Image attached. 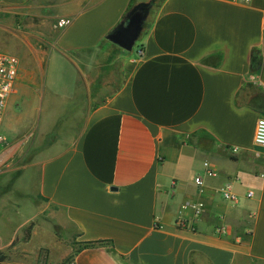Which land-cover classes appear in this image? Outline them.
Returning a JSON list of instances; mask_svg holds the SVG:
<instances>
[{"label":"crops","instance_id":"obj_1","mask_svg":"<svg viewBox=\"0 0 264 264\" xmlns=\"http://www.w3.org/2000/svg\"><path fill=\"white\" fill-rule=\"evenodd\" d=\"M30 1L0 0V11ZM140 1L151 0H68L75 7L49 23V50L25 34L3 45L20 68L3 114L0 178L13 171L53 233L38 243L35 227L20 233L31 217L1 224L0 264H57L86 241L108 243L81 249L72 264H264V149L253 142L264 117V0H161L113 92L116 62L99 60L98 47ZM47 83V104L66 99L79 124L61 147L19 162L29 135L19 134V112ZM227 181L232 203L221 197ZM187 201L204 206L199 216L184 209L181 226Z\"/></svg>","mask_w":264,"mask_h":264},{"label":"rangeland","instance_id":"obj_2","mask_svg":"<svg viewBox=\"0 0 264 264\" xmlns=\"http://www.w3.org/2000/svg\"><path fill=\"white\" fill-rule=\"evenodd\" d=\"M68 0H31L28 2L26 8L17 7L14 11L16 14H6L0 11V51L8 52L20 58L13 50H7L3 45H9L8 48H13L17 44L22 34L28 36L32 43L36 42L37 47L40 49L49 50L50 40L55 36V28L52 27V20L56 15H64L68 9L75 7V3L67 2ZM161 0H151L152 7H156ZM42 6L44 7L42 10ZM151 7V8H152ZM38 13L42 16H36ZM53 15V16H52ZM47 17V20H42ZM57 20V18H55ZM144 28V26H143ZM143 31V30H142ZM48 38V43L43 40H39L34 37L36 34L42 35ZM142 33V32H141ZM140 36L135 42L131 51H125L119 46L112 44L109 41L103 40L100 44V57L99 60H106L112 62L115 60L125 62L133 56H136L137 49L140 43ZM120 55H123L120 57ZM51 83L48 75V83ZM46 88H40L38 95L32 99L29 105L25 106L21 110L24 112L18 115L19 117V134H29L26 143L23 147L16 149L14 153V160L20 158L19 162L27 161L44 155L51 151V147H61L65 141L75 133V128L79 124V118L82 114L73 113V109L70 106V102L67 103L66 99H62L64 104L58 103L48 105L47 101L51 97L49 90L53 87L52 84H48ZM50 87V89H48ZM56 92H62L65 94L66 89ZM41 92H43V98H41ZM23 104V103H22ZM24 105H21L23 107ZM20 107V108H21ZM13 110L18 112L16 105L13 106ZM2 132L7 136L10 135L2 128ZM6 148V147H5ZM3 151V150H2ZM6 154L4 150L1 152ZM21 156H24L21 158ZM5 167V166H2ZM1 167V168H2ZM3 169V168H2ZM14 176L13 171L7 172L0 178V191L5 190L0 198V225L23 222L28 219V223L24 226L22 238L30 237L31 229L35 227L37 230L35 242H43V240L50 237L53 230L49 224V216L46 214L37 215V208L33 199L26 198L21 195L20 179H12ZM30 221V222H29ZM47 226V227H46ZM67 239V238H66ZM59 240L62 242L64 237L59 235ZM66 243V242H62ZM41 253L49 252V248L45 245L40 246Z\"/></svg>","mask_w":264,"mask_h":264},{"label":"built area","instance_id":"obj_3","mask_svg":"<svg viewBox=\"0 0 264 264\" xmlns=\"http://www.w3.org/2000/svg\"><path fill=\"white\" fill-rule=\"evenodd\" d=\"M237 2H246L249 0H235ZM20 68V59L8 52L0 51V149H2L7 144V138L2 132L3 128V114L8 102V99L13 92ZM254 144L264 149V117H260L257 120L254 135H253ZM237 149H232L231 152H236ZM207 167V173L209 175H214L215 171L209 168L208 163L205 164ZM194 182L197 186L201 187L203 185V179L200 175L194 177ZM253 195L252 190L247 191V196L250 197ZM221 197L222 200L228 203L235 202L237 200V195L233 191L232 182L227 181L223 184L221 188ZM203 203L201 201L193 202L187 201L182 204L176 219L178 225L183 226L186 222L183 217V210L187 207L193 210L194 215L199 216L203 210ZM219 233L225 232V227L221 226L217 229Z\"/></svg>","mask_w":264,"mask_h":264},{"label":"water","instance_id":"obj_4","mask_svg":"<svg viewBox=\"0 0 264 264\" xmlns=\"http://www.w3.org/2000/svg\"><path fill=\"white\" fill-rule=\"evenodd\" d=\"M151 7V1L135 3L119 23L105 35V38L121 49L131 51L143 30Z\"/></svg>","mask_w":264,"mask_h":264},{"label":"trees","instance_id":"obj_5","mask_svg":"<svg viewBox=\"0 0 264 264\" xmlns=\"http://www.w3.org/2000/svg\"><path fill=\"white\" fill-rule=\"evenodd\" d=\"M116 69L114 71V74L117 75V82L114 83V91H117L120 86L124 83L126 76H127V71L125 70L124 67V62L118 61L116 64ZM108 241H86V242H81V243H73V251L71 254H69L66 258H64L61 262L57 264H72V261L74 259V256L84 248H89V247H95V246H100L107 244Z\"/></svg>","mask_w":264,"mask_h":264}]
</instances>
